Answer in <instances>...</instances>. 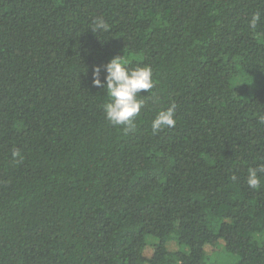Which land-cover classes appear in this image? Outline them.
Instances as JSON below:
<instances>
[{"label":"trees","instance_id":"obj_1","mask_svg":"<svg viewBox=\"0 0 264 264\" xmlns=\"http://www.w3.org/2000/svg\"><path fill=\"white\" fill-rule=\"evenodd\" d=\"M123 55L127 134L93 84ZM261 116L264 0H0V264H264Z\"/></svg>","mask_w":264,"mask_h":264},{"label":"clouds","instance_id":"obj_2","mask_svg":"<svg viewBox=\"0 0 264 264\" xmlns=\"http://www.w3.org/2000/svg\"><path fill=\"white\" fill-rule=\"evenodd\" d=\"M260 20L259 15H254L249 22L253 29L257 27ZM108 25L102 18L93 20V31H104ZM129 60L124 57H114L105 65L97 66L93 71V84L100 89H107L110 97L108 103L104 105L105 118L113 126H122L127 134L135 128V118L144 107V100L140 99L141 92H149L154 87L153 73L149 66L129 68ZM106 73L104 81L100 79L101 72ZM175 103L166 110L160 111L152 121L153 133H157L163 128L175 126ZM260 122L264 123V116L260 117ZM258 172H264V166L251 168L248 172L247 183L250 188L260 186Z\"/></svg>","mask_w":264,"mask_h":264},{"label":"rangeland","instance_id":"obj_3","mask_svg":"<svg viewBox=\"0 0 264 264\" xmlns=\"http://www.w3.org/2000/svg\"><path fill=\"white\" fill-rule=\"evenodd\" d=\"M151 242L153 243L154 240L151 239ZM170 249L173 251H177L178 250V245L176 242H171L170 245ZM149 254L152 253V249H149ZM223 244H221L219 247H208L207 248V254L208 255H212L211 257V264H218V262L222 259V255H223ZM148 254V255H149Z\"/></svg>","mask_w":264,"mask_h":264}]
</instances>
